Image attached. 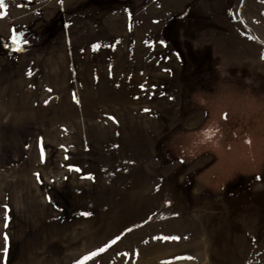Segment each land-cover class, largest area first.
<instances>
[{
    "label": "rangeland",
    "instance_id": "1",
    "mask_svg": "<svg viewBox=\"0 0 264 264\" xmlns=\"http://www.w3.org/2000/svg\"><path fill=\"white\" fill-rule=\"evenodd\" d=\"M0 13V264H264V0Z\"/></svg>",
    "mask_w": 264,
    "mask_h": 264
},
{
    "label": "snow or ice",
    "instance_id": "2",
    "mask_svg": "<svg viewBox=\"0 0 264 264\" xmlns=\"http://www.w3.org/2000/svg\"><path fill=\"white\" fill-rule=\"evenodd\" d=\"M5 2H6V0H0V9H2V8L5 7ZM0 15H3V13H0ZM11 39H12V43H13V44L17 43V36H16V34H15V30H13V35H12V38H11ZM94 47H99V46L97 45V46H94ZM145 111H147V109H146ZM214 134H215V133H214L213 131L210 130L209 133H206V136H207L208 138H211V135H214ZM40 154H41V160L43 161V159H44V149H43V147H41ZM65 159H67V157H65ZM77 171H79V169H77ZM37 177H38V179H39V174H37ZM82 215H88V213H82ZM5 219L7 220V217H5ZM7 226H8L7 223H5V228H7ZM119 239H120V237L117 236L116 239H114V240L111 241V244H112V245L116 244L117 241H118ZM163 239H165V240H168V239L177 240V239H179V237H163ZM4 240H5V242H6V243H5V248H4V255L7 256V254H8L7 242H8V240H9V238H8L7 235L4 236ZM110 246H111V245H109V247H110ZM104 251H105V248H101V249H99V252H100V253H102V252H104ZM98 254H99V253H97V252H93V253L91 254V256H85V257L83 258V260L78 261V264H84L85 261L90 260L92 257H95V256H97ZM183 259L192 260L193 257L189 256V257H186V258H183Z\"/></svg>",
    "mask_w": 264,
    "mask_h": 264
},
{
    "label": "trees",
    "instance_id": "3",
    "mask_svg": "<svg viewBox=\"0 0 264 264\" xmlns=\"http://www.w3.org/2000/svg\"><path fill=\"white\" fill-rule=\"evenodd\" d=\"M14 50V48L13 47H11V51H13Z\"/></svg>",
    "mask_w": 264,
    "mask_h": 264
}]
</instances>
